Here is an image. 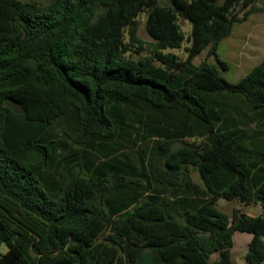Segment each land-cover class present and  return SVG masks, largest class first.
<instances>
[{
    "label": "trees",
    "instance_id": "trees-1",
    "mask_svg": "<svg viewBox=\"0 0 264 264\" xmlns=\"http://www.w3.org/2000/svg\"><path fill=\"white\" fill-rule=\"evenodd\" d=\"M169 1L0 0V264H234L236 232L264 264V60L237 84L218 69L263 9ZM180 18L185 61L164 53ZM206 49L217 65L195 66Z\"/></svg>",
    "mask_w": 264,
    "mask_h": 264
},
{
    "label": "rangeland",
    "instance_id": "rangeland-1",
    "mask_svg": "<svg viewBox=\"0 0 264 264\" xmlns=\"http://www.w3.org/2000/svg\"><path fill=\"white\" fill-rule=\"evenodd\" d=\"M24 2H35L40 5H46L52 0H22ZM159 4L163 7L171 6L169 0H158ZM147 12L141 14L138 18L139 32L138 35L147 44L152 42L146 30ZM179 25L182 28L186 36V40L180 49H167L164 50L165 54H175L181 60L185 61L188 57L186 49L191 47V43L188 41V37L192 33V23L186 19H179ZM148 47V46H146ZM209 49L202 52L194 61L195 66H199L202 62L208 60L210 63L216 64L217 62L213 57H208ZM149 51H143L141 55L133 53L135 59L142 56H148ZM219 58L228 64V69L225 70L222 67H218L221 75L232 84H237L243 77L250 73L256 66H258L264 60V11L256 12L252 14L247 21L235 26L233 34L228 39L224 40L218 50ZM251 128H257V124L253 123ZM180 144H176L179 147ZM142 145L135 147L132 151L133 155L130 156L139 161L146 151V155L149 156L150 152L147 148H141ZM129 152V151H128ZM190 174L195 183H200V177L198 172L191 168ZM219 207L232 215L235 209L242 211L245 214L259 215L261 210L258 207L251 206L245 207L238 202L222 201ZM253 236L247 233L236 232L234 234V247L232 249V260L234 264H248L245 260L244 254L248 250L249 244ZM7 251L6 246L1 247V253ZM218 255H214L212 260H215Z\"/></svg>",
    "mask_w": 264,
    "mask_h": 264
},
{
    "label": "water",
    "instance_id": "water-1",
    "mask_svg": "<svg viewBox=\"0 0 264 264\" xmlns=\"http://www.w3.org/2000/svg\"><path fill=\"white\" fill-rule=\"evenodd\" d=\"M257 2H258V5H259V6L263 9V11H264V0H257ZM222 201H227V199H226V198H221V199L218 201V204H220ZM232 222H233V220L231 219V220H230V223H232ZM248 252H249V250H247L246 253L244 254L245 257L247 256Z\"/></svg>",
    "mask_w": 264,
    "mask_h": 264
},
{
    "label": "crops",
    "instance_id": "crops-1",
    "mask_svg": "<svg viewBox=\"0 0 264 264\" xmlns=\"http://www.w3.org/2000/svg\"><path fill=\"white\" fill-rule=\"evenodd\" d=\"M249 207H251V206H249ZM255 207H258L259 208V206H255ZM249 216H252V215H250V214H248ZM253 216H256V215H253Z\"/></svg>",
    "mask_w": 264,
    "mask_h": 264
}]
</instances>
